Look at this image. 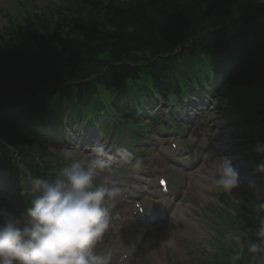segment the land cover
I'll use <instances>...</instances> for the list:
<instances>
[{"label":"trees","instance_id":"16d2710c","mask_svg":"<svg viewBox=\"0 0 264 264\" xmlns=\"http://www.w3.org/2000/svg\"><path fill=\"white\" fill-rule=\"evenodd\" d=\"M241 1L62 0L57 7L24 11L21 21L10 22L0 35V138L15 148L25 142L18 150L23 160L43 156L46 148L24 138L13 116L27 122L53 108L76 115L88 92L101 84L135 102L138 92L151 93L141 78H149L155 91L176 93L175 82L187 88V78L198 84L231 67L227 87L252 101L235 126L245 131L242 146L258 167L264 162V152L257 151L264 146V119L253 131L259 105L256 95H247L255 86L264 92V1L235 8ZM201 59L215 60L208 72H197ZM215 62L221 70L212 68ZM45 87L56 91L53 99L50 94L44 101L31 100ZM1 153L0 145V158L5 157ZM31 171L57 179L37 167Z\"/></svg>","mask_w":264,"mask_h":264},{"label":"clouds","instance_id":"9594fccd","mask_svg":"<svg viewBox=\"0 0 264 264\" xmlns=\"http://www.w3.org/2000/svg\"><path fill=\"white\" fill-rule=\"evenodd\" d=\"M61 151L66 159L77 155L75 149L64 147ZM121 151L132 155L126 148ZM257 151L264 152V146L258 145ZM88 155L93 158L86 167L73 163L55 181L34 177L31 186L38 195L26 214L3 213L0 264H110V254L100 251L98 245L110 225L106 203L119 197L121 189L106 186L115 184L110 178L95 182L100 170L105 169L100 158L106 155L104 146H94ZM140 166L137 159L133 168ZM258 170L264 172V162ZM206 174H211L213 185L224 192L238 186L239 173L227 156L212 160ZM258 235L260 242L248 248L254 254L264 253V223Z\"/></svg>","mask_w":264,"mask_h":264},{"label":"rangeland","instance_id":"374dc122","mask_svg":"<svg viewBox=\"0 0 264 264\" xmlns=\"http://www.w3.org/2000/svg\"><path fill=\"white\" fill-rule=\"evenodd\" d=\"M258 0H243L240 2V4H246L249 2H255ZM59 0H0V32H2V29L6 26H8V24L11 22L13 23H18L21 21L22 15H23V11L25 10H33L34 7L38 8V9H42V8H47L48 6L53 7V6H58ZM9 22V23H8ZM29 54L31 52L27 51ZM240 92L237 90H231V89H227L223 91V95H218L217 98L213 99L214 102V106H213V111L211 112V115L206 116L205 118L202 119L201 121V125H203L201 131L206 134L208 133V136H206V143L209 146V150H207L203 157L208 159L210 162L212 160H214V158H216L217 156H227L230 159L234 158L235 152L233 156H230V154L233 153H228L224 150V148H227L226 145L222 144V139H223V135L221 132V128L218 129V127H216L215 123L221 122L223 121L225 123V129L229 132V138H227V140L231 141L232 146L234 147H240L241 140H240V136L242 135V130L241 128H235L231 126L232 123V119H234V116L241 115L240 112L243 111L244 109H246L247 107H249V104H251V101L245 100L243 98L242 95L239 94ZM195 94V92H191L190 93V98L193 97ZM163 103H166V100H161ZM173 102H170V104L172 105ZM169 104V106H171ZM168 108V107H167ZM234 111V112H233ZM237 113V114H236ZM247 113V112H246ZM243 114V113H242ZM165 116V115H164ZM223 128V129H224ZM218 133L217 136L219 135L220 137H218L215 141V148L216 150H214L213 148H211V146L209 145V142L211 144H214L212 142V137L211 135L214 134V132ZM215 132V134H216ZM196 135V134H195ZM195 135L193 136V138L195 137ZM222 135V136H221ZM222 137V139H221ZM121 141L123 142V144L125 143V137H121ZM224 143H226V141H223ZM162 147V146H161ZM223 148V149H222ZM50 150L52 153H59L61 155L62 154V149L58 148V147H54V146H50ZM76 150V149H75ZM77 155L76 156H85L84 153H82L81 151H77ZM221 152V155H219V153ZM64 156V155H63ZM76 157H74L73 159H67L68 161L65 163V167L70 168L71 165L73 163H78V161L75 159ZM66 159V158H65ZM246 163L248 164L249 159H245ZM69 163V164H68ZM87 162H83V164L85 165ZM161 163L163 165V168H165V174L168 176V178L173 182V188L176 189L177 192H182L184 190L183 186L180 187L182 181H184L183 183H187V188L184 192V194L182 195V197H180V206L187 204V203H192L196 206H204L206 208L209 207V199L211 196H213L215 194V192L218 191V188L215 189L214 191V187H211L210 182L206 181V179H204V177L202 179H197L196 176H193L191 178H184L183 176H178L176 173H179V171H171V170H167L166 165L164 166V162L161 159ZM207 163V162H206ZM68 164V166H67ZM236 164L232 163V166ZM206 167V166H203ZM246 168V167H245ZM244 168V169H245ZM116 170V173H114V171ZM126 171V170H125ZM112 172L116 175L117 178H121L120 173L122 171H120L117 167L112 169ZM258 172H255V174H257ZM149 174H151V172L149 171ZM105 178H109V176L107 175H98L96 178V183L100 184L103 183ZM259 178V177H258ZM260 182L262 180L257 179V182ZM11 184L13 185L14 192H15V200L14 198H11V201L8 203L9 205V209L8 212H12L13 214L17 215L18 217L21 214H26V211H23L22 209H20L16 203V198L17 196L21 193V191H19V189L17 188V181L14 180L13 182L11 181ZM199 184L202 186L201 188L199 187ZM186 185V184H185ZM108 186V184L106 185ZM23 186H21L22 189ZM109 187V186H108ZM211 187V189H210ZM262 187V186H261ZM213 191V192H211ZM260 192L263 193V189L260 190ZM230 194V192H225V195ZM264 194V193H263ZM236 196H243V189H240L239 191H237L234 194H231L230 197L231 199H233L234 201H239ZM229 197V198H230ZM219 198H213V202H217ZM264 201V196L263 198H261ZM258 201L257 196L255 197V201ZM210 211H211V207H209ZM3 218V213L2 210L0 209V219ZM115 226L117 227V225L115 224ZM209 228V227H207ZM192 231L188 232L186 230H181L178 228H167L166 232L169 233V235L171 234V237H175V239H172V241H174L175 243L172 244H166L165 246L162 245H155L154 243H152L151 238H148V240H146L144 242L146 248H149V251L147 252V254L153 252V253H157L160 254L162 257H168L170 256V254L175 253L174 255H181V253H183L186 256L192 255L194 254L196 256V259H199L200 255L203 253L204 248H209L210 246L208 244L205 245V241L204 238H208L209 236H211V234L209 233V230L206 228H202L199 227L196 223L193 225V228L191 229ZM165 228H159L158 231L153 232L155 235H158L159 233H164ZM185 233H188L186 240H182L181 237H183L185 235ZM153 240V239H152ZM152 249V250H150ZM176 250V251H173ZM189 251L188 253L185 252L184 250ZM164 253V255H163ZM206 253L207 249H206ZM203 256H201L202 258Z\"/></svg>","mask_w":264,"mask_h":264},{"label":"bare ground","instance_id":"6f19581e","mask_svg":"<svg viewBox=\"0 0 264 264\" xmlns=\"http://www.w3.org/2000/svg\"><path fill=\"white\" fill-rule=\"evenodd\" d=\"M219 126L221 127V132H222V135H223V139H222V137H221V141H222V144L223 145H226L227 146V148H224V150L226 151V152H228L229 154L230 153H233L234 151H235V149H234V147L232 146V143H231V141H229V140H227V138H229V133H228V131L227 130H225V129H223L224 127V124H223V122H217V127L219 128ZM221 135V136H222ZM220 137V136H219ZM226 141V143H224L223 141ZM223 149V148H222ZM235 153H237V152H235ZM94 155V154H93ZM234 155V153L233 154H230V156H233ZM238 160V158L237 157H235V158H232L231 159V161H232V163H235L236 161ZM233 167L236 169V168H238L239 169V167L238 166H235V165H233ZM150 250H152V249H150ZM149 251V248H144L143 249V251L141 252V257H142V259H145L146 261H147V263H151L152 264V262H155L156 260H158L157 259V257H156V253H153V252H151V253H149V254H147V252Z\"/></svg>","mask_w":264,"mask_h":264}]
</instances>
